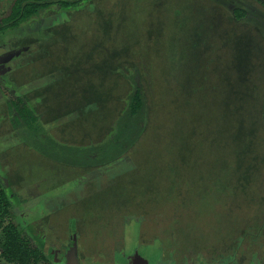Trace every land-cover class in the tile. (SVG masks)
I'll return each mask as SVG.
<instances>
[{
  "label": "rangeland",
  "instance_id": "obj_1",
  "mask_svg": "<svg viewBox=\"0 0 264 264\" xmlns=\"http://www.w3.org/2000/svg\"><path fill=\"white\" fill-rule=\"evenodd\" d=\"M15 1L0 0V21ZM212 2L217 14L204 0H84L0 36V179L23 196L11 199L14 221H43L51 262L62 264L56 245L70 243L74 223L78 259L66 264H264V127L223 117L226 103L241 113L262 94L264 8ZM235 7L245 11L237 25ZM233 41L242 93L222 80L235 72ZM123 63L145 66L154 120L126 161L77 166L54 140L104 141L126 90ZM17 112L47 130L19 126Z\"/></svg>",
  "mask_w": 264,
  "mask_h": 264
},
{
  "label": "trees",
  "instance_id": "obj_2",
  "mask_svg": "<svg viewBox=\"0 0 264 264\" xmlns=\"http://www.w3.org/2000/svg\"><path fill=\"white\" fill-rule=\"evenodd\" d=\"M84 0H16L11 7L9 15L1 19L0 23V36L4 35L10 30L19 28L24 23L38 17L42 12L47 14V10L50 8L54 9L51 12L56 11H70L75 8H78ZM88 1V0H85ZM207 2L208 5L214 10L218 9V7L214 6L212 0H204ZM259 5L264 8V2L262 0H253ZM215 11V10H214ZM218 11V12H219ZM217 12V13H218ZM215 11V14H217ZM224 13V12H223ZM236 17L234 24L237 25L238 20L242 19L245 16V11L241 8H234L232 10L231 17ZM230 20V17H229ZM240 23V22H239ZM227 27V26H226ZM231 28H234L231 26ZM237 28V27H235ZM239 29V28H238ZM241 29V28H240ZM257 30L258 36L260 35L259 30ZM238 31V30H237ZM242 31V30H240ZM239 32V31H238ZM237 34L235 35V38ZM260 37H262L260 35ZM256 43H259V40L254 38ZM68 42V41H67ZM66 42V43H67ZM233 41V52L234 55L237 53L236 57L233 59L235 60V72L234 75L230 77L224 76V79L227 81L226 89L229 92H237L242 93L241 88L246 84V82L241 81V77L238 76L236 78V74L238 73V62H239V55H238V46L237 41L234 43ZM225 44V42L223 41ZM222 43V44H223ZM128 63V61H126ZM122 66V67H120ZM116 74L118 75L119 80L124 81V85L126 88L124 92V96L121 101V109L119 110L118 116L115 119V123L113 126L109 127L108 135L101 143H93L91 147L77 145L72 143L66 142L61 138H58V143H66L59 144L61 148H68L70 152H74L76 154V163L77 166L79 165V158L80 157H87L92 159L93 167H106L108 165H112L114 162L113 160L117 158H122L126 161V156L131 155L134 147L137 146V143L143 136L146 128L149 124L152 123L154 109L156 105L152 99V92L151 88L148 85V80L146 77V70L141 68L140 66H135L134 69L130 68V65L120 64L117 68ZM122 73H121V71ZM240 74V73H239ZM51 77V76H50ZM53 78V77H51ZM240 80H239V79ZM54 81V78L50 81L45 80V83H50ZM255 83V82H254ZM149 88V89H148ZM39 89V88H37ZM261 93L260 95H254L249 99H245L244 103L245 111L232 112L230 105L226 103L225 109L223 112V117H234L235 122H241V124H249L260 122L263 124L264 127V82L263 87L261 86ZM18 99L21 100V97ZM31 102L34 103L33 100L30 99ZM14 103H10L9 107L14 108ZM35 105V103H34ZM33 105V106H34ZM37 106V104H36ZM35 106V107H36ZM250 108V109H249ZM26 113L32 111V109L27 108L25 109ZM80 111V109H78ZM83 113V111L81 112ZM81 113L78 114L81 115ZM259 120L257 119V117ZM17 119L19 121V126L27 127L26 129L31 130V126L37 128V118L35 115H26L19 114L17 112ZM76 118V117H72ZM77 118V119H78ZM26 119V120H25ZM24 120L27 126H23L20 121ZM71 122V119L69 123ZM242 126V125H241ZM40 127V126H38ZM46 128H42L41 130H47ZM246 133L242 130L235 131L234 139L240 140L244 137ZM115 157V158H114ZM82 167L88 166V164L82 163ZM112 180V179H111ZM113 181V180H112ZM7 187L2 184V180L0 182V262L1 264H52L49 259V252L51 249V243L48 244L45 238H40L41 234L45 231L43 229V225L41 221H30L28 226L24 225L22 221H14L15 214L13 212L12 201L18 200L15 195H12V191L9 184ZM12 197V198H11ZM127 220V219H126ZM74 224V223H72ZM43 231V232H42ZM72 233L74 234V238H70V244L73 245L75 248V225L72 228ZM32 235L33 240L27 238L28 235ZM197 243V242H196ZM187 244L188 248L194 250V246L191 242L185 243ZM59 245H56L58 247ZM77 255V253H76ZM176 257H173V259ZM187 258V257H186ZM196 263L197 264H211L213 262H220L222 258L219 257H210L208 260L204 259V257H200V255H195ZM201 258V259H199ZM177 259V258H176ZM226 260V259H225ZM176 262V261H175ZM178 262V263H177ZM176 263L179 264V261Z\"/></svg>",
  "mask_w": 264,
  "mask_h": 264
},
{
  "label": "flooded vegetation",
  "instance_id": "obj_3",
  "mask_svg": "<svg viewBox=\"0 0 264 264\" xmlns=\"http://www.w3.org/2000/svg\"><path fill=\"white\" fill-rule=\"evenodd\" d=\"M1 55H4V53L3 54H1ZM4 96L2 95V92L0 91V99H2ZM8 106H9V103H8ZM1 178V177H0ZM0 182H1V179H0ZM6 187H7V189H9V187L7 186V184H6ZM16 197H17V199H18V201H22V199H23V196L18 192L17 193V195H16ZM41 230H43L44 231V229H41ZM42 231V232H43ZM44 233V232H43ZM42 233V234H43ZM45 238V235H44V237H43V239ZM70 238L72 239V238H74V234L72 233V225H71V231H70ZM52 246V245H51ZM57 251V253H58V255H59V257H60V259L62 260V262H60V263H62V264H66V262L68 263V260H66V259H69V260H71V262H73V263H75L77 260L76 259H78L77 258V255H76V247L74 248L73 247V245L72 244H66V243H64V244H60L58 247H57V249H56ZM68 257V258H67ZM134 257V256H133ZM129 260V259H128ZM52 262H53V264H55V261L54 260H52ZM135 263V261L133 262V264ZM128 264V263H127Z\"/></svg>",
  "mask_w": 264,
  "mask_h": 264
},
{
  "label": "crops",
  "instance_id": "obj_4",
  "mask_svg": "<svg viewBox=\"0 0 264 264\" xmlns=\"http://www.w3.org/2000/svg\"><path fill=\"white\" fill-rule=\"evenodd\" d=\"M224 260H225V259H224ZM217 262H218V261H216V262H213V263H217ZM213 263H211V264H213ZM219 263L221 264V263H222V261L218 262V264H219Z\"/></svg>",
  "mask_w": 264,
  "mask_h": 264
},
{
  "label": "water",
  "instance_id": "obj_5",
  "mask_svg": "<svg viewBox=\"0 0 264 264\" xmlns=\"http://www.w3.org/2000/svg\"><path fill=\"white\" fill-rule=\"evenodd\" d=\"M72 228H74V224H72Z\"/></svg>",
  "mask_w": 264,
  "mask_h": 264
}]
</instances>
